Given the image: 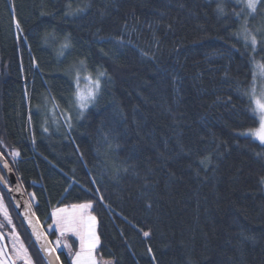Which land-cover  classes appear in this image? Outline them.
<instances>
[{
    "label": "trees",
    "instance_id": "1",
    "mask_svg": "<svg viewBox=\"0 0 264 264\" xmlns=\"http://www.w3.org/2000/svg\"><path fill=\"white\" fill-rule=\"evenodd\" d=\"M245 27L264 40V0H0V151L40 222L88 200L110 264H264Z\"/></svg>",
    "mask_w": 264,
    "mask_h": 264
},
{
    "label": "snow or ice",
    "instance_id": "2",
    "mask_svg": "<svg viewBox=\"0 0 264 264\" xmlns=\"http://www.w3.org/2000/svg\"><path fill=\"white\" fill-rule=\"evenodd\" d=\"M262 3V0H245V7L250 10V14H254L257 12V7L259 4ZM218 12L224 14L223 7L218 6ZM236 15H240L237 13ZM16 27L19 28V22H16ZM239 35V34H237ZM243 37L245 41V46L247 47L250 43V46L253 51H256L257 45L260 44L261 48L260 51L264 52V40H258V37L252 34L247 27L243 29ZM68 45L65 44L62 47H67ZM84 62L81 61V64ZM261 69H264V65H258ZM106 73L101 71L98 73V76H104ZM92 85H94L93 89H90L88 92L87 99L94 100L96 95V90L100 87V80L97 78L96 80H92L91 74L85 77ZM79 72H77L75 77V82L77 86V91L74 93L76 97V101L79 103V107L81 109L86 107L84 103L85 97L79 90ZM245 95H249V93H245ZM255 90H252L250 95V99L254 100L255 108L254 111H258L260 114V120L258 127L253 130H250L248 133L252 137L258 139L261 143H264V93H262L261 99H255ZM48 129L45 128L44 131ZM203 162V161H202ZM92 207L91 203H84L80 205H73L74 209H78V212H74L73 214H64L65 209H58L57 211L53 212L54 223L56 224L57 228L60 229L61 236L64 235L65 232H72L76 236L79 237L80 240V251L75 253V260L74 264H97V261L93 255L94 250L97 248L99 244V237L96 235L95 232V222L96 217L87 215L86 210ZM145 237L149 236V232H143ZM59 239L57 243L59 244ZM66 247H70L69 245H65ZM48 251H52V249H48ZM151 251V249H149ZM3 249H0V256H3ZM16 255L18 258L24 259L25 264H29V257L27 256V249L21 244V248L16 250ZM0 264H3L0 261Z\"/></svg>",
    "mask_w": 264,
    "mask_h": 264
},
{
    "label": "flooded vegetation",
    "instance_id": "3",
    "mask_svg": "<svg viewBox=\"0 0 264 264\" xmlns=\"http://www.w3.org/2000/svg\"><path fill=\"white\" fill-rule=\"evenodd\" d=\"M0 176L10 188L8 174L1 163ZM7 186L0 179V249L4 250L5 261L7 264H25L24 259L18 258L14 254V250L20 249L22 244L27 249V256L30 258L29 264H48L16 212ZM54 249L59 256L58 249L55 247Z\"/></svg>",
    "mask_w": 264,
    "mask_h": 264
},
{
    "label": "rangeland",
    "instance_id": "4",
    "mask_svg": "<svg viewBox=\"0 0 264 264\" xmlns=\"http://www.w3.org/2000/svg\"><path fill=\"white\" fill-rule=\"evenodd\" d=\"M97 78H98V76L92 77V80H96ZM93 88H94V85H92L85 78L79 83V90L83 94V96L86 98L84 103L88 101V99H87L88 92H89L90 89H93ZM253 89L255 90V97L254 98L255 99H261L262 98V93H264V84L263 83L261 84V79L259 78V76L256 77V80H255V82H254V84H253V86L251 88V91ZM253 107L255 108L254 100H253ZM255 113L258 116L259 120H260L259 112L255 111ZM256 127H258V125ZM255 128H253V129H255ZM253 129H249V130L245 131V133L248 134L250 132V130H253ZM254 139H256V138H254ZM256 140L259 141L258 139H256ZM262 144H264V143H262ZM9 153L11 155V158H14V157L18 156V152H17L16 149L10 150ZM31 198L33 199V195H32ZM84 203H91L92 204L91 201L86 200V201H81V202H77V203H71L69 205L63 204V205H58V206L52 207L51 211H50L51 222L46 224L47 230L54 229V231H55V236L52 238V243H53L54 247L56 249H58V250H63L65 252L66 256L69 258V263L70 264H74L75 253L80 251V240H79V237L76 236L72 232H65L64 235L61 236L60 229H58L56 224L54 223V217H53L52 214H53V212L57 211L58 209H65V213L64 214H73L74 212H78V209H74L73 205H80V204H84ZM86 214L96 217V214L92 210V207L90 209L86 210ZM95 232H96V235L99 237L98 229H97V217H96V222H95ZM58 239L60 241L59 244L57 243ZM65 245H69L70 247H66ZM96 250H97V248L94 250L93 255H94V257H95V259L97 261V264H110L112 262L109 258H104V257L100 256L97 253ZM14 254H16L15 250H14ZM0 261H2L3 264H7V262L5 261V258L3 256H0Z\"/></svg>",
    "mask_w": 264,
    "mask_h": 264
},
{
    "label": "water",
    "instance_id": "5",
    "mask_svg": "<svg viewBox=\"0 0 264 264\" xmlns=\"http://www.w3.org/2000/svg\"><path fill=\"white\" fill-rule=\"evenodd\" d=\"M0 163L2 164L5 172L8 174L9 181L11 183V187L9 188L0 176L1 181L5 186L8 187V191L10 193L11 200L14 204V207L24 222L29 234L34 240L35 244L45 257L48 264H62L59 260L53 246L49 238L47 237L45 231L43 230L41 224L39 223L36 215L34 214L32 207L27 200L25 193L13 171L8 161L5 159L3 154L0 152ZM48 249H52V251H48Z\"/></svg>",
    "mask_w": 264,
    "mask_h": 264
}]
</instances>
